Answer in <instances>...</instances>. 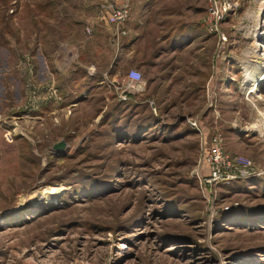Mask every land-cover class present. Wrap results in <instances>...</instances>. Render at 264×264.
I'll return each mask as SVG.
<instances>
[{
  "label": "rangeland",
  "instance_id": "rangeland-1",
  "mask_svg": "<svg viewBox=\"0 0 264 264\" xmlns=\"http://www.w3.org/2000/svg\"><path fill=\"white\" fill-rule=\"evenodd\" d=\"M215 1L0 0V264H264V0ZM214 136L261 173L206 189Z\"/></svg>",
  "mask_w": 264,
  "mask_h": 264
},
{
  "label": "built area",
  "instance_id": "built-area-1",
  "mask_svg": "<svg viewBox=\"0 0 264 264\" xmlns=\"http://www.w3.org/2000/svg\"><path fill=\"white\" fill-rule=\"evenodd\" d=\"M221 14V5L215 0H210V5L208 7L209 23L218 20ZM128 17L129 10L127 4H125L121 6H109L106 9L103 19L108 25L115 29L117 34L121 25L128 20ZM87 32H90L89 29H87ZM126 78L131 84H140L142 82L141 73L135 69L129 70ZM246 94L248 96L247 92ZM248 131H253L258 141L264 147V113L255 120L254 125H249ZM203 165L207 170V175L202 177L200 182H203L206 189H210L215 185L229 184L237 180H244L261 173L257 171L249 158L227 154L224 150L223 140L219 136H214L212 138L208 149L204 153Z\"/></svg>",
  "mask_w": 264,
  "mask_h": 264
},
{
  "label": "bare ground",
  "instance_id": "bare-ground-1",
  "mask_svg": "<svg viewBox=\"0 0 264 264\" xmlns=\"http://www.w3.org/2000/svg\"><path fill=\"white\" fill-rule=\"evenodd\" d=\"M262 28L264 29V9L261 7L259 9V13L257 14L255 18V27L253 32L251 33L254 38V44L251 49V52L255 56H259L262 60V63H257L255 65V70L257 71V74H253L252 72L246 70V82L250 80V87H248L247 93L248 96L251 97V99L259 100L261 101L259 95H258V84L264 83V31H262ZM250 66V65H249ZM249 82V81H248ZM247 87V86H246ZM247 89V88H246Z\"/></svg>",
  "mask_w": 264,
  "mask_h": 264
},
{
  "label": "crops",
  "instance_id": "crops-1",
  "mask_svg": "<svg viewBox=\"0 0 264 264\" xmlns=\"http://www.w3.org/2000/svg\"><path fill=\"white\" fill-rule=\"evenodd\" d=\"M128 29L130 31V38L128 40H126V42H124V44H126V45H124V47H123L124 49L122 50V51H125L127 53L126 59L124 60V62L129 64L130 65L129 67L131 69L138 70V68H139L141 70L142 67L144 66V63H143V61H141V58L136 57V45L133 42L134 34H135V23L133 20H131L129 22ZM204 67L207 68V65ZM149 90L150 89H148V91Z\"/></svg>",
  "mask_w": 264,
  "mask_h": 264
},
{
  "label": "water",
  "instance_id": "water-1",
  "mask_svg": "<svg viewBox=\"0 0 264 264\" xmlns=\"http://www.w3.org/2000/svg\"><path fill=\"white\" fill-rule=\"evenodd\" d=\"M63 147V144H59L56 146V148H62Z\"/></svg>",
  "mask_w": 264,
  "mask_h": 264
}]
</instances>
